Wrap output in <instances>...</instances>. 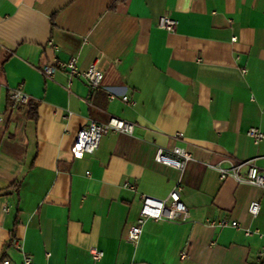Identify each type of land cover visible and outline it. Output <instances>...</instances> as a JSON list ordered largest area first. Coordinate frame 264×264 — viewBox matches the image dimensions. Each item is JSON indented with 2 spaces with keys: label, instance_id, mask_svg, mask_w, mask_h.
<instances>
[{
  "label": "crops",
  "instance_id": "1",
  "mask_svg": "<svg viewBox=\"0 0 264 264\" xmlns=\"http://www.w3.org/2000/svg\"><path fill=\"white\" fill-rule=\"evenodd\" d=\"M162 15L173 32L156 25ZM72 57L102 72L99 89L41 74ZM16 88L27 104L8 99ZM0 117V260L21 261L18 240L35 264L264 261V189L211 167L252 160L264 170V141L247 136L264 132V0H0ZM110 117L133 134L104 135L74 158L76 134ZM175 147L192 157L182 171L155 161ZM176 184L188 217L148 220L129 242L140 196L165 199Z\"/></svg>",
  "mask_w": 264,
  "mask_h": 264
},
{
  "label": "built area",
  "instance_id": "2",
  "mask_svg": "<svg viewBox=\"0 0 264 264\" xmlns=\"http://www.w3.org/2000/svg\"><path fill=\"white\" fill-rule=\"evenodd\" d=\"M156 25L167 32H173L176 29V22L166 15L160 16L157 19ZM53 48L57 50L54 45ZM76 64L77 60L74 57L67 61H61L55 58L53 63L45 66L41 70V74L47 80H50L55 72L61 71L65 74L69 81L74 78L82 79L91 90L99 89L103 79L102 72L96 70L80 71L77 69ZM8 99L13 104L19 105H25L29 101L28 95L20 88L11 90L8 94ZM108 99H115V95L110 93L108 95ZM121 100L123 102L128 101L126 96H123ZM134 128L135 124L115 117H110L106 123L91 121L85 128L81 129L76 134L71 147V153L74 158H81L85 154H92L98 149L100 141L104 135L109 133L132 135ZM247 136L250 137L256 144L264 141V132L259 131L257 128H251L247 132ZM191 160V155L179 147H175L169 152L158 149L155 155V161L157 163L175 168L179 171H182L185 165ZM211 167L218 172L221 180L231 178L237 184H248L264 189V170L259 169L252 160L231 164L229 168H223L219 165ZM242 170H244V172H242ZM123 186L127 189L134 190V187L127 183ZM180 192L181 185L176 184L165 199L141 195L139 215L135 224L128 230V241L132 243H136L138 241L143 225L148 220L155 222L185 220L188 217V210L181 200ZM259 208V203L257 201H252L247 208L248 215L256 217L259 212ZM207 224L212 228L231 227L234 229H243L245 236H249L251 234L248 229L242 228L235 221L230 222L226 219H212L208 220ZM12 243L13 246L22 253L21 261L18 264H35L29 256L23 253L21 243L18 240H13ZM90 254L94 261H98L102 257V252L96 249L90 250ZM185 257V252H182L180 254V259H184ZM0 264L13 263L8 259H2L0 260Z\"/></svg>",
  "mask_w": 264,
  "mask_h": 264
},
{
  "label": "trees",
  "instance_id": "3",
  "mask_svg": "<svg viewBox=\"0 0 264 264\" xmlns=\"http://www.w3.org/2000/svg\"><path fill=\"white\" fill-rule=\"evenodd\" d=\"M258 264H264V261H262V262H260V263H258Z\"/></svg>",
  "mask_w": 264,
  "mask_h": 264
}]
</instances>
